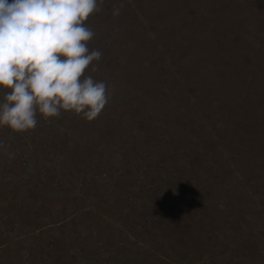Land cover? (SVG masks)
Masks as SVG:
<instances>
[{"label": "rangeland", "instance_id": "374dc122", "mask_svg": "<svg viewBox=\"0 0 264 264\" xmlns=\"http://www.w3.org/2000/svg\"><path fill=\"white\" fill-rule=\"evenodd\" d=\"M85 23L109 102L0 127V264H264V0Z\"/></svg>", "mask_w": 264, "mask_h": 264}, {"label": "clouds", "instance_id": "9594fccd", "mask_svg": "<svg viewBox=\"0 0 264 264\" xmlns=\"http://www.w3.org/2000/svg\"><path fill=\"white\" fill-rule=\"evenodd\" d=\"M103 0H0V127L35 129L62 110L92 120L110 95L97 71L100 50L89 48L95 36L85 21ZM122 5L114 7L113 16Z\"/></svg>", "mask_w": 264, "mask_h": 264}]
</instances>
